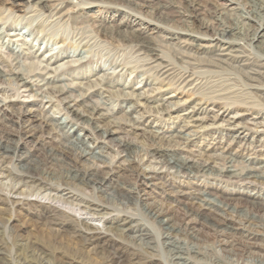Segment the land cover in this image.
<instances>
[{
	"label": "bare ground",
	"instance_id": "obj_1",
	"mask_svg": "<svg viewBox=\"0 0 264 264\" xmlns=\"http://www.w3.org/2000/svg\"><path fill=\"white\" fill-rule=\"evenodd\" d=\"M9 1L12 10L6 11L12 13L30 10L36 12L37 17L48 13L45 19L55 18L47 24L51 27L64 20L74 19L76 22L82 17V14L73 16L69 12L68 0H38L33 6L24 3H29V0ZM112 1L107 0L108 3ZM208 1L164 0L155 8L154 13L165 21L170 17L168 22L187 27L185 30L168 31L170 43L164 46L184 68H179L174 61L163 56L159 42H151L136 33L123 36L106 26L105 22H96L101 35L130 44L134 52L147 58L148 68L145 67L154 72L153 79L159 87L154 88L153 82L146 79L141 89L148 86L151 94H146L144 90L133 93L131 86L111 81L108 74L96 75L92 80L89 73L81 72L79 75L78 90L93 89L90 95H115L123 104L131 103L128 111L134 113H147L154 108L161 117L180 120L173 129L154 130L151 125L142 129L140 121L132 120L126 113L118 121L112 112L88 104L89 96L72 99L70 90L57 85L53 74L64 67L68 68V73L74 74L87 64L84 59L63 62L69 57L65 51L45 58L48 53L40 58L35 47L28 45L23 48L29 61L24 70L19 69L20 55L9 52L10 63L1 62L8 70L5 72L0 68V79L10 76L8 81L15 84L16 90L24 89L37 95L34 88L39 87L52 97H64L62 111L71 118L59 122L41 113L15 110L10 102L0 104V178L17 185L9 191L0 190V210L12 213L18 209L35 215L41 225L52 231L55 239L66 237L81 250L91 248L92 254L102 264H163L159 255L138 250L123 241L125 233L133 231L132 222L151 225L158 237L165 236L194 246L195 254L171 253L182 262L208 264L199 257L203 249L214 253L219 248L227 253V259L237 262L248 257L252 248L264 252L263 196L220 190L214 184L187 189L189 183L199 178L264 186V154H232L231 146L223 145L220 137H217L216 143L221 155L215 157L220 163L210 158L204 149L187 151L196 138L210 134L215 125L219 127V121L227 124V133L232 135L234 142L243 141L253 147H264V132H256L252 139L243 134L249 124L264 127V0H227L231 6L234 5L229 10L218 8ZM147 2L149 0H119L123 6L135 10L147 8ZM157 23L145 24L161 29ZM12 28L11 25L2 27L0 24L1 38L9 37L21 42L26 36L36 38L33 31H9ZM202 41H206L208 47L203 46ZM173 45L176 47H171ZM42 62L45 66L40 69ZM73 62L78 65L71 69ZM203 74L226 76L223 81L238 87L232 90L231 97L235 94L234 98H241L240 102L237 99L227 102L228 99L220 95L202 97L200 94L201 99L189 102L176 100L170 102V107H165L162 94L173 93L176 98L188 91L190 96L202 92L199 89L203 87L200 82ZM114 88L115 92L112 91ZM226 90H229L228 86ZM212 92L217 96L216 91ZM206 93L211 92L208 90ZM208 113L211 117H200ZM207 121L211 123L207 124ZM190 122L205 133L184 134ZM79 130L84 134H78ZM137 130L146 137L144 148L125 140L116 144V153L125 164H109L94 156V150L102 148L100 143L104 144L105 138L119 133L135 135ZM28 143H32L29 149L25 147ZM37 154L39 160L35 159ZM136 158L157 163L165 171L146 172ZM91 161L99 164H90ZM176 177L184 178L186 185L176 183ZM146 189L156 196H151ZM47 190L59 196L44 201L38 196L34 200L28 199L34 191ZM85 191L91 192V195L86 196ZM8 223L11 224V221ZM7 229L0 221V235ZM17 240L13 256L0 257L3 264H73L64 256L62 263L52 262L53 253L39 243ZM257 241L261 244H256ZM2 254L0 250V256ZM250 260L264 264V258ZM216 264L224 263L219 260Z\"/></svg>",
	"mask_w": 264,
	"mask_h": 264
},
{
	"label": "rangeland",
	"instance_id": "obj_2",
	"mask_svg": "<svg viewBox=\"0 0 264 264\" xmlns=\"http://www.w3.org/2000/svg\"><path fill=\"white\" fill-rule=\"evenodd\" d=\"M37 1L38 0H29V3H24H26V6H33ZM9 2V0H0L1 26L3 27L11 25L13 28L9 31H33L34 36L36 35V38H28L26 36L24 42H21L11 40V38L9 37H5L4 39H2L0 35V68L3 71L6 72L8 68L1 62L4 61L8 64L10 63V51L20 55L19 69H27V67L29 66V61L26 60L25 54L27 53L23 48H27L28 45H33L35 47L40 58L42 55H47L48 53L49 54L45 58H49L51 54L65 51L69 53V57L65 58L63 62L74 61V59L76 60L79 58L87 61V64H85L82 69H78L74 74L68 73L69 71H66L68 69L67 67L61 68L56 72V74H53L55 75L57 85L63 86L65 89L70 90L69 96L72 99L79 100V97L81 95L89 96L90 100L88 104H94L104 110L106 109L108 112H112L114 114V117L118 121L122 119L123 113H126L128 115L127 117L132 118V120L140 121V123L142 124L140 125V128L142 129L144 127L148 128L149 125H151L154 130L158 128L173 129L174 127H176V125H179L180 120L161 117L159 113L155 112L156 110L154 108H150V111H147V113H141L142 111H137L135 113L130 112L128 111V106L132 104H123L118 99L119 97L115 95H110L108 93H103L102 95H90L92 94L93 89L88 90L86 88H83L82 90H78L77 87V84L80 81L79 75L81 72H84L85 74L89 73L90 80H92L96 75H101L103 73L108 74L109 78L111 77V81H116L118 84L131 86L134 89L133 93H138L137 91L144 90L146 94H151V92L148 90V88L150 87L145 86L143 89H141V87L143 86V82L146 79H149L153 82L154 88L159 87L157 82H155V80L153 79L154 72L150 69H147L148 67L145 61L147 58H142L141 55L134 52L132 45L130 44H125L123 41L111 39L110 37L101 35L97 31L96 22H105L106 26H108L112 30L115 29L121 32L123 36L136 33L137 35L151 42H159L161 44L160 50L162 51L163 56L166 59L174 61L175 64L179 66V68H184V65L176 62L175 58L169 51L170 49L167 47L165 48L164 46L168 45L167 43H170V35L168 31H175L178 29L185 30L187 29V27L181 26V24L179 23L168 22L171 20L170 17V19L168 18V20L165 21L166 19L154 13L155 8L158 7V5L163 4L164 0H149V2H147L146 4L148 7L142 10H135L123 6L119 3V0H114L110 3H108L107 0L104 2L102 0H68L69 12L73 13V16L82 14V17L78 16L79 18L76 22L74 19L64 20L53 27L47 25L49 24V22H52L55 19H45V16L48 15V13L45 12L43 16L38 17L36 15V12L30 10L25 13H12L6 11L9 9L10 11L12 10L10 8L11 5ZM175 3L178 4L177 2ZM208 3L214 4L216 7L221 9L227 8V10L231 9L234 6H231L227 0H209ZM232 12L233 11H231V13ZM154 21L159 22L157 24H159L162 28L155 29V26H146L147 24H145L146 22ZM135 30L136 32H134ZM202 45L208 47L209 44L206 41H202ZM171 47L175 48L176 46L173 45ZM74 52L76 54H73ZM71 65V69H74L78 65V63L73 62ZM44 66L45 64L44 62H42L40 64V69H42ZM216 76L217 75L212 76L210 74H203L200 79L201 86H203L202 88H204V86L206 85L205 87L208 88H200L199 90H201L202 92L198 91L194 96H190V91H188V93L185 95H178L176 98L174 97L173 93L162 94L161 97L163 98V104L165 105V107H170V102L176 100H186L189 102L193 99H201L202 95L204 97H218V95H220L221 98L225 97L226 99H228L227 102L233 101L235 99L239 100L240 102L241 98H236L237 96H235L234 98L235 94L233 95V97H231L232 90L235 91L236 89H238V87L232 86L231 82L223 81L226 76H218L219 79L222 80H218V77ZM9 78L10 76H5L0 79V104L4 103V101L10 102L12 104V108H14L15 110H30L34 113H41L48 118L56 119L59 122L67 121L71 118L69 115L64 114V111H62L64 109V97H52L47 91L39 87L34 88V90H36L37 92V95H34V92H27L24 89L16 90L15 84L12 81H8ZM223 82L226 85L227 83H229V85L227 86L231 92L229 90H226L227 86L223 84ZM214 83L218 85H215ZM115 88L112 90L113 92L116 91ZM208 90L211 93H206L208 92ZM186 91L187 90H185V92ZM212 91H216L217 94H215L216 92L214 94L217 96H214L212 94ZM204 93L206 96L204 95ZM104 103H106V105ZM181 104L182 103L180 102V105ZM151 105L152 104H150V106ZM188 110L189 109H187V111ZM205 116L209 118L211 117V114L208 113L200 115V117ZM206 123L209 124L211 122L207 121ZM218 123L220 124L219 127H217L216 125L213 126L212 128L214 129H211L212 132L208 135H205V131L203 129L194 127L190 122L187 125L186 129L183 131L184 134L189 135L193 134V132H198L199 134H204V136L196 138V140H194V142H192L188 146L187 151L195 152L204 149L206 150L210 158L217 160L215 159V157L220 156L221 153L217 149L219 144H217L216 141L217 137H220V142L223 145L231 146L232 154H242L243 156H248L253 152L264 154V147L262 146L253 147L247 143L244 144L243 141L234 142V140L232 139V135L230 133H227V124L225 122L222 123L221 121H219ZM246 128L248 130L243 131V134H247V137L249 139L254 138L256 136V132H264V127L262 125L254 126L249 124L246 126ZM77 133H80L81 135L84 134V132L81 130L77 131ZM226 134H228V136ZM119 140H125L143 148L145 147V145L143 144L146 143V137L140 130H137L135 135L119 133L105 138L103 141L104 144L100 143V145H102V148L98 147L94 150V152L96 153L94 156L109 164L115 162L125 164L120 155L116 153V144ZM90 144L91 143H89V145ZM31 146L32 143H28L25 147L29 149L31 148ZM97 153H99L100 155H97ZM182 155L187 156L188 154L183 153ZM35 159L39 160L40 156L37 154ZM136 161H140L142 170L146 172L165 171L164 167H161L157 163L146 162L145 160L142 161V159L140 158H136ZM217 162L219 161L217 160ZM90 164L98 165L99 163H97L96 161H91ZM8 166L12 168L11 164H8ZM174 181L178 184L186 185V183H184L185 180L182 177H176ZM209 184L218 186V189L220 188V190H235L239 192L251 193L252 195L259 194L260 196L264 197V186L255 183H239L236 185L233 180L227 179H223L222 181H214L208 178H199L189 183L187 185L188 187H186L187 189L193 190V188H198L199 186ZM16 186V183L4 178H0V190L9 191L11 188ZM146 190L151 194V196H156L155 193L153 194V192L150 191V189ZM154 190L157 191L156 189ZM84 194L86 196H90L91 192L85 191ZM36 196H38V198L40 199H43L44 201L48 198L53 199L59 196V194H56L49 190L41 192L34 191L30 193L28 199L34 200L36 199ZM0 221L4 226L8 227L7 231H3L0 235V250L1 252H3L0 257L3 256V259L13 256L16 250L15 243L18 241V238L24 241L37 242L46 249L50 250L54 255V259H51L52 262L60 263L61 261H65V257L72 260L73 264H102L101 260L97 256L92 254V252L90 251L91 248L81 250L75 242L68 240L66 237H59V239H55L52 231H50L47 226L41 225L35 215L27 214L24 210L15 209V211H13L12 213L9 211L0 210ZM8 221H11V224L8 223ZM131 226L133 228V231L126 232L125 236L123 237V241L129 244L131 243V245H133L136 249L159 255L163 264L164 262H167L168 264H197L191 261H178L171 254L173 252H189L190 254H195L196 249L194 246H189L188 244H185L177 239L168 238L165 236L158 237L151 225H140L139 222H132ZM256 244H261V242L257 241ZM226 255L227 253L219 248L216 249V252L214 253L207 249H203L201 250L199 257L208 264H216L219 262V260H222L224 264H256L253 263L250 258H264V252L256 248H252L250 255L248 257H244V259L240 262L229 260L227 259ZM3 263V261H0V264Z\"/></svg>",
	"mask_w": 264,
	"mask_h": 264
}]
</instances>
